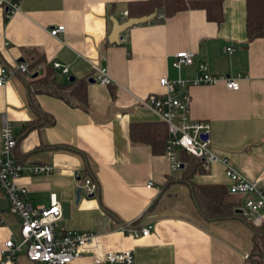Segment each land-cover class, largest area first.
Masks as SVG:
<instances>
[{
    "label": "crops",
    "instance_id": "crops-1",
    "mask_svg": "<svg viewBox=\"0 0 264 264\" xmlns=\"http://www.w3.org/2000/svg\"><path fill=\"white\" fill-rule=\"evenodd\" d=\"M134 1L142 0H21L7 19L0 7V69L11 72L0 86V126L3 117L10 122L14 158L23 166H52L46 175L24 172L15 184L27 189L32 207H46L48 195L55 193L62 230L97 234L95 245L68 264H93L94 253L124 250L132 252L135 264H264L259 240L235 212L242 196L229 195L236 203L232 217L205 221L197 211L189 182L227 189L221 163L183 182L182 163L173 171L164 153L154 154L148 144L131 143L128 136L132 123H161L140 104L164 92L159 78L191 77L197 60L204 59L211 74L240 75L239 88L228 90L219 80L189 86L179 95L189 97L192 118L209 123L212 151L264 190V37L248 41L245 0H224L219 23L207 20L203 9H186L161 22L132 26L112 42L111 19L124 22L125 7ZM262 5L264 10V0ZM57 24L65 30L55 38L49 30ZM187 50L195 52L193 65L171 66L173 54ZM35 61L41 66L36 76L48 72L56 84L83 80L87 111L36 94L40 110L54 123L37 120L26 86L35 73L11 71L17 62ZM52 62L66 67L68 76ZM93 66L105 68L112 84L94 81ZM84 176L97 186L96 193L81 190L76 200ZM148 181L152 186L147 188ZM145 215L153 217L141 225H151L148 236L125 234L122 226L139 228ZM240 231L247 232L248 242L239 238ZM19 233V221L0 192V250ZM15 261L45 264L28 261L24 249Z\"/></svg>",
    "mask_w": 264,
    "mask_h": 264
},
{
    "label": "built area",
    "instance_id": "built-area-1",
    "mask_svg": "<svg viewBox=\"0 0 264 264\" xmlns=\"http://www.w3.org/2000/svg\"><path fill=\"white\" fill-rule=\"evenodd\" d=\"M21 0H0V7L5 19L18 10ZM159 17H162L159 15ZM126 20L127 12L123 13ZM65 27L61 24L53 26L49 30L52 37L63 33ZM229 50V48H226ZM195 52L191 50L177 51L173 54L171 66L176 69L188 68L193 65ZM51 66L68 76L66 67L58 62H52ZM194 75L186 79L168 80L159 78L164 92L160 95H150L140 104L152 111L160 122L166 125V140L164 154L169 158L170 168L177 171L181 164L180 153L192 155L199 161L203 171L209 170L212 163H221L224 166V174L229 181L227 192L230 195H240L242 200L236 206L235 212L251 226L264 229V190L258 186V182L247 180L239 172L228 165L227 160L218 157L212 151L210 145V125L206 120L192 118L189 114V97L180 96L182 90L189 86L212 85L217 81H224L228 90L239 88L240 75L228 77L209 73L208 65L204 59L195 63ZM41 66L28 69L23 62L14 64L11 71L38 73ZM95 75L93 80L98 84L111 85L112 80L103 67L93 66ZM11 76V72L0 69V86ZM16 148V136L10 122L3 117L0 126V192L4 195L9 212L19 221V238L10 237L2 245L0 250V264H16V256L24 249L25 257L30 262H42L45 264H68L76 260L85 249L95 245L97 234L94 232H75L62 230L59 226L61 219V207L55 193L48 195L46 207L31 206L27 200V189L15 184L17 178L27 174H49L50 165L23 166L14 158ZM148 181L146 187H151ZM81 190L90 196L96 193L97 186L91 178L84 176L79 183ZM125 234L131 237H146L150 234L151 225L139 228L121 227ZM245 257H247L245 255ZM93 264H135L130 250L121 252L94 253Z\"/></svg>",
    "mask_w": 264,
    "mask_h": 264
},
{
    "label": "trees",
    "instance_id": "trees-1",
    "mask_svg": "<svg viewBox=\"0 0 264 264\" xmlns=\"http://www.w3.org/2000/svg\"><path fill=\"white\" fill-rule=\"evenodd\" d=\"M223 1L224 0H142L128 2L125 10L127 12V18L141 17L142 15L154 13L155 16L149 23H157L163 21L165 18L171 17L177 12L186 11V9H203L206 13L207 20L219 23L222 18L221 3ZM245 6L246 35L248 41L264 37V10L262 0H245ZM159 15L162 17H159ZM37 64H39V61L29 64L28 69L34 68ZM85 85L83 80L75 79L64 84H56L54 79L51 78V74L46 72L42 77L34 76L26 83L27 101L37 120L42 121L45 119V124L52 125L54 123V118L40 110L37 101H35V95L46 93L52 97L63 100L70 107H78L83 111H87L88 105ZM128 136L131 143L148 144L154 154L164 153L166 125H164L163 122L132 123ZM179 153L181 163L183 164V173L180 180L189 182L188 180L194 174H201L203 169L200 167L196 157L182 152ZM189 185L190 192L196 203L197 211H199V215L203 220H222L223 218L232 217V208L236 203L229 196L230 194H228L227 189L223 185H204L194 182H189ZM249 226L254 230L252 235L253 239L257 238L259 240L258 237L264 238V233H255L256 230L264 232V229L251 226L250 224ZM262 250H264V248Z\"/></svg>",
    "mask_w": 264,
    "mask_h": 264
},
{
    "label": "water",
    "instance_id": "water-1",
    "mask_svg": "<svg viewBox=\"0 0 264 264\" xmlns=\"http://www.w3.org/2000/svg\"><path fill=\"white\" fill-rule=\"evenodd\" d=\"M154 16H155V14L152 13V14H149V15H142L141 17H128V19L125 20L122 23H118L116 21V19L112 18L111 22H112L113 27H112V32H111L110 37H109L110 40L112 42H114V41H117L118 39H121V35L120 34L123 33L124 31H126L128 28H130L132 26H135V25L146 23V22L150 21ZM34 76H36V73L34 74ZM72 79L73 78H69V81H72ZM88 81L91 82L92 79H89ZM179 167H182V164H180ZM80 191H81L80 187L77 188L76 194H75L76 200L79 198ZM90 196H92V194H90ZM195 205H196V203H195ZM151 219H153L152 216L145 215L140 220V222H139L137 227H140L141 225L149 222Z\"/></svg>",
    "mask_w": 264,
    "mask_h": 264
},
{
    "label": "rangeland",
    "instance_id": "rangeland-1",
    "mask_svg": "<svg viewBox=\"0 0 264 264\" xmlns=\"http://www.w3.org/2000/svg\"><path fill=\"white\" fill-rule=\"evenodd\" d=\"M253 232H254V230H253ZM255 233H260V234H263L264 232H262L261 230H256L255 231ZM237 234H239V238L240 239H242V241L245 243V242H248L249 241V238L247 237V232L246 231H240L239 233H237ZM252 234V233H251ZM259 238V244L257 245L258 247H260L261 249H257V251L258 252H260V253H262V254H264V250H262L263 248H264V244H263V242H264V238H261V237H258ZM250 243H252L251 241H250ZM256 251V250H255ZM263 256V255H262ZM260 261H262V258L260 257Z\"/></svg>",
    "mask_w": 264,
    "mask_h": 264
}]
</instances>
